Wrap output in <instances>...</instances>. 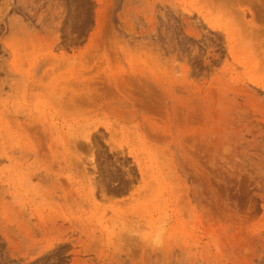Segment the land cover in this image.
<instances>
[{
    "label": "rangeland",
    "instance_id": "1",
    "mask_svg": "<svg viewBox=\"0 0 264 264\" xmlns=\"http://www.w3.org/2000/svg\"><path fill=\"white\" fill-rule=\"evenodd\" d=\"M0 264H264V0H0Z\"/></svg>",
    "mask_w": 264,
    "mask_h": 264
}]
</instances>
